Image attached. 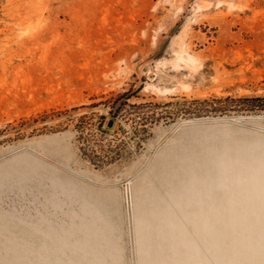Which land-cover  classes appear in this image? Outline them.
I'll return each mask as SVG.
<instances>
[{"label":"rangeland","instance_id":"obj_1","mask_svg":"<svg viewBox=\"0 0 264 264\" xmlns=\"http://www.w3.org/2000/svg\"><path fill=\"white\" fill-rule=\"evenodd\" d=\"M108 225L122 264H264V0H0V264H117Z\"/></svg>","mask_w":264,"mask_h":264},{"label":"crops","instance_id":"obj_2","mask_svg":"<svg viewBox=\"0 0 264 264\" xmlns=\"http://www.w3.org/2000/svg\"><path fill=\"white\" fill-rule=\"evenodd\" d=\"M177 179V178H176ZM184 179V178H183ZM175 183H172L171 185H168V186H166V188H165V190H167L170 186H174V185H176L177 183H178V181H174ZM165 190H164V192H165ZM162 193L161 191L160 192H153L152 194L153 195H163V196H167V195H165V193ZM167 197H169V199L170 200H166V201H164V202H161L160 204H149V205H147V206H143L141 203H137V206H135V213H134V219H135V217L137 218V215L138 214H140V213H142V214H144L145 216L147 215V216H149V215H151V214H155V213H159V212H163V211H165V207H163L162 206V204H166V203H170V202H174V201H177V202H181L182 200H181V198H178V197H170V196H167ZM99 214V213H98ZM100 216V215H99ZM101 217V216H100ZM102 219V218H101ZM103 220V219H102ZM105 223H106V221H104ZM107 224V223H106ZM109 226V225H108ZM134 227H135V222H134ZM42 228H39V230H41ZM110 226L108 227V234H109V238H111V241L112 242H114V244L118 247V249H119V257H118V259H117V264H122V262L120 261L121 260V255H120V252H121V248H120V246H119V244H117L114 240H113V238H112V236H111V233H110ZM64 231H65V229H63ZM67 230V229H66ZM70 230V229H69ZM41 232V231H40ZM135 233H136V230H135ZM44 235V234H43ZM44 236H46V235H44ZM46 237H48V236H46ZM49 238V237H48ZM136 240H137V236H136ZM52 241V240H51ZM53 244H55V243H53ZM56 245V244H55ZM57 247H55L54 249H53V254H55V252L57 251V258H60V259H62L64 262H66V263H68V264H71V263H79V264H81L80 262H78V261H71V262H68V261H65L64 260V252H63V249H65L66 247H68V246H71V245H63V246H61V248L59 247V245H56ZM106 245L105 244H103V248L105 247ZM72 247V246H71ZM58 248V249H57ZM60 248V249H59ZM25 250H31L29 247H28V245L26 244L25 245V248H24ZM44 249L46 250V252L44 251ZM72 249L73 250H75V251H77L78 253H82L84 256H92L94 259H95V264H101V263H99L98 261H97V259L94 257V255H92V254H86V253H84L83 251H78L77 249H75V248H73L72 247ZM31 252H32V250H31ZM138 252V251H137ZM45 253H47V248L46 247H44V245L43 246H41V248L38 250V251H36V257H38L39 258V262H40V258H42V259H45V256H44V254ZM54 256V255H53ZM26 257V256H25ZM46 258H49V259H51L50 258V256H49V254H47V256H46ZM107 259H111V261H112V263H114V264H116L115 262H114V260H113V257H107L106 258V261H105V263L104 264H106L107 263ZM138 259H139V254H138ZM38 262V263H39ZM28 263V262H27ZM138 264H139V261H138Z\"/></svg>","mask_w":264,"mask_h":264},{"label":"trees","instance_id":"obj_3","mask_svg":"<svg viewBox=\"0 0 264 264\" xmlns=\"http://www.w3.org/2000/svg\"><path fill=\"white\" fill-rule=\"evenodd\" d=\"M123 97L124 98H123L122 103L118 104L116 107H113V111H111V114L113 117H116V114L120 112L121 107L126 105V100L129 98V96L124 95Z\"/></svg>","mask_w":264,"mask_h":264},{"label":"water","instance_id":"obj_4","mask_svg":"<svg viewBox=\"0 0 264 264\" xmlns=\"http://www.w3.org/2000/svg\"><path fill=\"white\" fill-rule=\"evenodd\" d=\"M114 123H115V120L113 118H109L106 121L105 126H106L107 129H111V128H113Z\"/></svg>","mask_w":264,"mask_h":264},{"label":"bare ground","instance_id":"obj_5","mask_svg":"<svg viewBox=\"0 0 264 264\" xmlns=\"http://www.w3.org/2000/svg\"><path fill=\"white\" fill-rule=\"evenodd\" d=\"M115 125V124H114Z\"/></svg>","mask_w":264,"mask_h":264}]
</instances>
